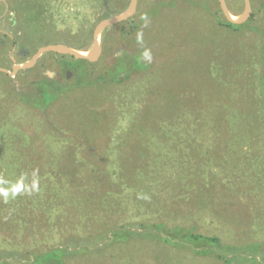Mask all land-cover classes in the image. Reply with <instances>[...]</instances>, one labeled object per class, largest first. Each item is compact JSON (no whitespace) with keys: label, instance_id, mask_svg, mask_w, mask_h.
Wrapping results in <instances>:
<instances>
[{"label":"rangeland","instance_id":"1","mask_svg":"<svg viewBox=\"0 0 264 264\" xmlns=\"http://www.w3.org/2000/svg\"><path fill=\"white\" fill-rule=\"evenodd\" d=\"M129 1L0 0V67L46 44L86 52ZM224 1L238 19L244 1ZM262 2L232 30L216 21L218 0H137L75 74L55 51L0 71V263L62 248L65 264H224L158 240L109 241L144 221L264 247ZM42 80L59 88L46 107L34 106ZM231 262L264 264V253Z\"/></svg>","mask_w":264,"mask_h":264},{"label":"trees","instance_id":"2","mask_svg":"<svg viewBox=\"0 0 264 264\" xmlns=\"http://www.w3.org/2000/svg\"><path fill=\"white\" fill-rule=\"evenodd\" d=\"M205 7L204 4H202ZM264 7V0L262 2ZM216 21L221 26L230 28L232 30H239L249 26L248 19L242 23H231L227 19H219L215 16ZM264 38V29H263ZM70 61H63V68L66 71H70L75 74L76 69L79 64L87 63L84 59H74L70 56ZM65 71V74H66ZM82 73V71H80ZM88 73V72H86ZM88 75V74H87ZM80 81V76L77 78ZM88 80V79H87ZM262 87H261V105L259 108V117L264 133V78L262 77ZM56 82L52 80H42L38 84V89L40 90L39 100L40 104L44 105H34V106H44L46 107L50 101L55 98L59 88H57ZM137 228L130 230L123 227H118L113 229L111 235H109V241L112 242H123L130 238H144L153 239L160 242L192 250L199 255H210L222 261L224 264H232L231 256L243 255L245 251L252 250L253 248H259L264 253V247L261 243H241L233 244L224 242L220 236L215 234H204L195 231L193 226H186L180 223H168L166 221H155V222H140L136 224ZM139 228V229H138ZM101 233L99 236H102ZM246 245H249L246 246ZM65 250L62 248H53L43 253L35 254L32 263L33 264H65L64 263ZM229 256V257H228ZM239 262V261H237ZM2 264V263H0Z\"/></svg>","mask_w":264,"mask_h":264},{"label":"water","instance_id":"3","mask_svg":"<svg viewBox=\"0 0 264 264\" xmlns=\"http://www.w3.org/2000/svg\"><path fill=\"white\" fill-rule=\"evenodd\" d=\"M243 1H244V9H243L242 14L239 16L238 19H233L230 16V13H229L228 8L225 4V1L224 0H218L219 5H220V9H221L222 13L224 14L225 18L229 22H231V23H242L250 17V14H251L250 0H243ZM136 2H137V0H130L128 7L124 11H122L121 13H119L115 16L107 17V18H104L103 20L99 21L96 24L94 31H93V40H92L91 47L86 52H82V51H79L75 48H72V47H69L66 45H62V44H46V45L39 47L36 50V52L31 56V58L28 59L27 61L13 65L11 71H8L6 68H3V67H0V71L5 72V73L9 74L10 76H14L15 73L19 70H25V69L31 68L36 63L38 58L41 55H43L45 52H48V51H55V52H59L61 54L70 55L74 59H84L87 61L95 60L100 55V52H101V47H100V43H99V39H98L101 31L103 29L109 27V26L115 25V24L120 23V22L126 20L127 18H129L135 12Z\"/></svg>","mask_w":264,"mask_h":264},{"label":"flooded vegetation","instance_id":"4","mask_svg":"<svg viewBox=\"0 0 264 264\" xmlns=\"http://www.w3.org/2000/svg\"><path fill=\"white\" fill-rule=\"evenodd\" d=\"M65 75H66V77H67V76L69 75V71H66V74H65Z\"/></svg>","mask_w":264,"mask_h":264}]
</instances>
